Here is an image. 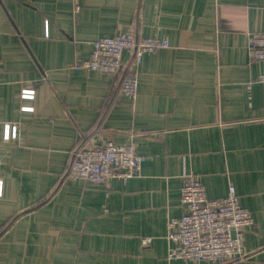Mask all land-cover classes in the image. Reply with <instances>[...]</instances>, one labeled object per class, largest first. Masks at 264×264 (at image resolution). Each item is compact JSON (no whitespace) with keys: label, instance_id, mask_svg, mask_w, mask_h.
<instances>
[{"label":"crops","instance_id":"obj_1","mask_svg":"<svg viewBox=\"0 0 264 264\" xmlns=\"http://www.w3.org/2000/svg\"><path fill=\"white\" fill-rule=\"evenodd\" d=\"M128 28L170 41L137 65L135 99L123 72L77 66ZM261 31L264 0H0V264H213L171 255L189 174L254 216L247 256L220 264H264ZM108 138L133 143L140 171L69 177L77 148Z\"/></svg>","mask_w":264,"mask_h":264},{"label":"built area","instance_id":"obj_2","mask_svg":"<svg viewBox=\"0 0 264 264\" xmlns=\"http://www.w3.org/2000/svg\"><path fill=\"white\" fill-rule=\"evenodd\" d=\"M168 46L170 41L166 38L139 36L128 28L113 36L97 38L91 55L77 62V66L112 75L123 72L120 90L135 99L139 89L137 65L146 53ZM250 48L252 56L264 62V31L251 35ZM124 53L130 56L127 64ZM260 79L264 81V73ZM23 96L33 97L34 90L25 89ZM144 159L133 143L117 144L108 138L100 144L88 143L77 148L68 169L69 177L83 178L95 184H108L112 178L127 180L140 171ZM181 200L186 205V212L168 221L167 236L177 243L171 249L172 256L213 264L247 256L243 247L245 231L255 225V219L240 203L233 187L228 196L211 199L200 177L189 174L184 179Z\"/></svg>","mask_w":264,"mask_h":264}]
</instances>
